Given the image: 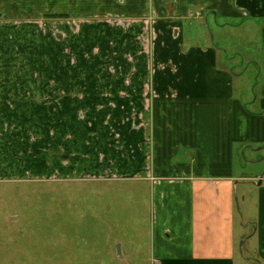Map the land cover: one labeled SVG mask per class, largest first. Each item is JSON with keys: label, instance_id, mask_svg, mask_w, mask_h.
Returning a JSON list of instances; mask_svg holds the SVG:
<instances>
[{"label": "crops", "instance_id": "1", "mask_svg": "<svg viewBox=\"0 0 264 264\" xmlns=\"http://www.w3.org/2000/svg\"><path fill=\"white\" fill-rule=\"evenodd\" d=\"M87 1L0 0V8H43L59 16L51 18L54 23L86 18ZM95 1L102 10L96 15L132 22L130 31L112 33L115 46L100 49L101 57L111 56L108 63L115 75L103 79L107 64L100 70L102 65L94 64L93 80L85 79L81 66L68 73L63 69L62 79L46 82L2 77L1 120L10 126L36 122L37 128L42 117L33 107L46 100L50 151H62L60 138L71 137L72 127L80 133L73 151L71 140L66 143L64 149L72 155L57 167L61 177L73 171V176L88 181L147 183L152 195L151 264H236L235 194L240 184L252 183L257 190L251 200L255 214L248 225L253 231L250 237H240L243 247L252 243L251 254L241 261L264 264V173L248 177L240 171L247 153L251 160L245 163L254 164V154L264 151V90L260 100H252L242 85H236L243 68L247 72L253 63L260 69L255 61L246 64L236 43L247 49L256 40V56L263 57L264 0ZM70 8L79 12L72 14ZM253 27L261 34L250 35ZM108 105L112 108L107 112L99 111ZM23 106L32 109L24 111ZM91 106L98 111L93 108V113L78 117ZM87 119L94 121L91 130L85 126ZM106 120L108 125L98 124ZM89 138H94V151L88 147ZM34 146L35 152L38 142ZM118 153L124 155L116 158ZM114 161L120 163L121 173L103 174ZM24 165L32 169L34 179L29 180H38L39 173L33 171L38 160Z\"/></svg>", "mask_w": 264, "mask_h": 264}, {"label": "rangeland", "instance_id": "2", "mask_svg": "<svg viewBox=\"0 0 264 264\" xmlns=\"http://www.w3.org/2000/svg\"><path fill=\"white\" fill-rule=\"evenodd\" d=\"M94 1H87L86 18H71L65 22L58 20L54 23L50 12L43 8L7 11L0 8V78L24 76L23 79L27 77V80L46 82L62 79L63 69L76 70L81 66L86 71L83 73L85 79L93 80L94 64L102 65L99 70L107 64L103 79L114 76L110 61L108 63L111 56L101 57L100 49L115 46L112 33L130 31L132 22L96 15L97 11L101 13L102 10L99 9L100 2ZM41 4L39 2L37 5ZM68 11L72 14L73 11L79 12L74 8ZM214 32L218 37L220 31L215 29ZM258 32L253 27L250 35L261 34ZM235 38L237 37H234V41ZM218 42L216 39V44L221 46ZM257 43L253 40L252 47L246 43L247 49L245 46L242 49L236 43L237 50L241 51L240 55L247 58L246 64L250 60L255 61L261 69L252 63L247 72L243 68L241 73L238 72L240 76L236 77V85H242L252 100L256 96L260 100L264 90V51L262 46L263 57L256 56ZM65 50L68 54L64 53ZM233 66L237 71V65ZM7 67L12 70L9 74L2 72ZM45 102L46 100L37 108L33 107L38 116L42 117L37 121V128L34 126L36 122L30 125V122L25 121L10 126L9 122L0 117V264H151L149 244L152 240V195L149 185L132 181H88L80 176H73V171L66 178L64 175L61 177L57 167L63 166L65 158L72 155L73 149L78 146L80 133L78 127H72L69 133L71 137L60 138L59 148L62 151H50V146L47 147V135L50 134L46 127L48 106ZM4 107L0 106V115ZM93 108L98 111L97 106H91L88 110L78 112V117L93 113ZM111 108L112 105L103 106L99 111L107 112ZM22 109L30 111L32 108L23 106ZM107 120L98 124L108 125ZM93 123L92 119H87L85 126L91 130ZM85 132L88 136L87 131ZM36 142L39 149L34 152ZM68 142L72 151L65 150ZM94 143V138H89L88 147L93 151L96 148ZM250 154H246V159L242 158L245 168L240 171L248 177L256 176L259 171L264 173V161H261L264 159V151L254 154V161L258 160L254 164L245 163L251 160ZM119 155L120 153L116 158L124 154ZM53 158H57L58 162H54ZM29 159L38 160L37 169L33 168V171L37 170L39 173L36 178L38 180H29L34 179L30 175L32 169L24 165ZM9 161L11 167H7L6 162ZM14 163L16 170L13 168ZM113 163L110 168L103 169V174L121 173L118 168L120 163ZM256 191L252 183H242L235 194L236 229L239 235L236 264H244L242 257L251 254L248 251L251 246L249 244L252 243L248 241L243 247L244 240L240 237H250L253 231L252 225L248 223L254 219L255 211L251 200L255 199ZM243 197H246L245 204L242 202Z\"/></svg>", "mask_w": 264, "mask_h": 264}, {"label": "trees", "instance_id": "3", "mask_svg": "<svg viewBox=\"0 0 264 264\" xmlns=\"http://www.w3.org/2000/svg\"><path fill=\"white\" fill-rule=\"evenodd\" d=\"M52 17V16H51ZM53 17H57V16H53Z\"/></svg>", "mask_w": 264, "mask_h": 264}]
</instances>
